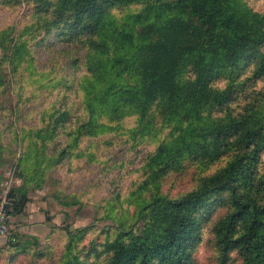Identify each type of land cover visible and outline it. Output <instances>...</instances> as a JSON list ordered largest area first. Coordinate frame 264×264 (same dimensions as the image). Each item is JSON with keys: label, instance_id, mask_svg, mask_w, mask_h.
Here are the masks:
<instances>
[{"label": "trees", "instance_id": "obj_1", "mask_svg": "<svg viewBox=\"0 0 264 264\" xmlns=\"http://www.w3.org/2000/svg\"><path fill=\"white\" fill-rule=\"evenodd\" d=\"M257 1L0 0L17 11L0 27V165L12 156L22 179L10 214L58 168L121 172L141 156L128 190L94 203L93 221L110 225L51 227L60 250L14 233L4 264H197L206 232L215 264H264ZM59 46L74 53L43 65ZM117 148L133 159L113 164L105 155Z\"/></svg>", "mask_w": 264, "mask_h": 264}, {"label": "rangeland", "instance_id": "obj_2", "mask_svg": "<svg viewBox=\"0 0 264 264\" xmlns=\"http://www.w3.org/2000/svg\"><path fill=\"white\" fill-rule=\"evenodd\" d=\"M255 6L257 8L264 7V0H258ZM15 13H17V11L0 8V27L9 20H12ZM19 14L21 13L19 12ZM61 49H66L67 51L60 53ZM48 52H43L39 55L40 62L43 65L52 57H67L65 52L72 54L74 50L59 46ZM140 154H142V151ZM105 157H110L113 164L119 160H123L126 163L129 158L133 159L132 156H128L127 153L120 148L113 150L109 155H105ZM140 157L134 159L133 165L125 164L121 172L117 167L111 171L110 169L106 171L103 164H95L90 167L83 166L80 171L71 174L64 168H58L48 175L47 182L42 190H30L26 196L25 205L21 206L19 204L21 206V212L10 215L8 237L14 233L23 236L34 235L32 233H35L42 245L50 243L55 249L60 250V246L63 244V237L59 233H53L48 239V234L42 232V225L47 221L45 218L44 221L42 219V215L45 214V212L51 217L49 224H52V228L68 225L70 229L73 230L87 227L89 224L94 223L96 227L101 229L110 225L109 222L93 221L95 212L94 203L100 198L110 194L116 185L120 190L127 191L131 182L137 175V172L134 170L140 164ZM14 159L15 158L12 156H6L3 165H0V167H8L13 163ZM2 182L3 177L0 182V194L2 193ZM12 189L14 188H11L8 194L11 193ZM56 189H62L67 193L74 192L82 195L84 205L82 207H61V205H58L55 199L49 195L50 192ZM12 207L13 206H10L11 211ZM8 237H4L6 239L5 242L0 244L2 245L0 248V264H4V254L7 249L6 242ZM233 257L234 261L229 264H240V261L235 256ZM197 264H215L213 243L211 235L208 232H206L204 241L199 246Z\"/></svg>", "mask_w": 264, "mask_h": 264}, {"label": "built area", "instance_id": "obj_3", "mask_svg": "<svg viewBox=\"0 0 264 264\" xmlns=\"http://www.w3.org/2000/svg\"><path fill=\"white\" fill-rule=\"evenodd\" d=\"M0 175L3 177L2 193L0 194V238L8 237L10 221L9 190L19 187L22 179L16 174V160L8 167H0Z\"/></svg>", "mask_w": 264, "mask_h": 264}, {"label": "crops", "instance_id": "obj_4", "mask_svg": "<svg viewBox=\"0 0 264 264\" xmlns=\"http://www.w3.org/2000/svg\"><path fill=\"white\" fill-rule=\"evenodd\" d=\"M44 214L42 215V219H43V221H44ZM51 225L52 224H49V221H46L43 225H42V227H43V230H42V232L44 233V234H46L48 231H49V229L51 228ZM32 234H34V235H36L35 233H32ZM5 238L4 237H1L0 238V244H2L3 242H5ZM1 246L2 245H0V248H1Z\"/></svg>", "mask_w": 264, "mask_h": 264}]
</instances>
